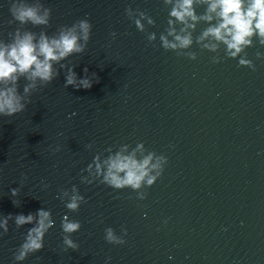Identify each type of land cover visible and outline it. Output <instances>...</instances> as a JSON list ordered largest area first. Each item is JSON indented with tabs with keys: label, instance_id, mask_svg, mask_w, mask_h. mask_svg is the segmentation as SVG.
<instances>
[{
	"label": "water",
	"instance_id": "1",
	"mask_svg": "<svg viewBox=\"0 0 264 264\" xmlns=\"http://www.w3.org/2000/svg\"><path fill=\"white\" fill-rule=\"evenodd\" d=\"M41 2L52 9L50 23L23 27L51 35L88 18V46L69 59L78 75L87 66L97 77L89 89L66 88L61 70L31 94L24 111L0 117V215L43 206L56 221L44 248L23 262H14L13 253L31 225L17 228L9 221L0 237V264H105L109 256L110 264H264V57H256L264 46L246 49L254 70L238 66L223 48L214 53L195 43L185 50L197 53L192 60L163 49L158 38L149 43L126 15L129 6L145 11L156 21L147 31L158 36L168 20L162 0ZM9 6L10 0H0L4 40L19 27L9 23ZM215 55L220 62H212ZM141 141L168 156L163 174L143 189L144 200L130 188L81 182L87 175L81 170L97 152L107 155L109 146ZM56 144L61 150L53 154L49 145ZM72 184L86 199L75 212L59 199ZM15 187L19 195L12 197ZM65 213L81 221L72 234L76 250L65 251L62 244ZM107 226L117 234L126 227L127 243L106 242Z\"/></svg>",
	"mask_w": 264,
	"mask_h": 264
},
{
	"label": "clouds",
	"instance_id": "2",
	"mask_svg": "<svg viewBox=\"0 0 264 264\" xmlns=\"http://www.w3.org/2000/svg\"><path fill=\"white\" fill-rule=\"evenodd\" d=\"M168 8L167 27L164 31H147V25H155L154 18L145 11L125 9L126 15L136 29L146 33L149 43L159 40L160 47L173 50L177 55H185L195 60L197 53L185 51L195 43L201 49L217 53L223 48L224 55L237 59L238 66L255 69L252 59L248 58L247 48L259 44L264 46V0H162ZM203 9L198 11V9ZM9 12L12 22H18L19 27L8 35L10 39H0V117H12L25 110L31 102V94L38 88L52 83L64 72V86L75 89H89L96 79L95 72L89 73L87 66L83 68V76L75 71L77 67L69 59L75 54L84 53L91 39L93 25L88 18H81L71 25H61L55 33L48 34L41 29L38 33L23 26H47L50 23L52 9L46 7L41 0H10ZM205 25L198 35L194 32L199 24ZM110 36L115 39L117 33L112 31ZM256 57H264V53L257 51ZM222 57H212L213 63H218ZM23 79V90L20 91V81ZM73 113L72 115H74ZM93 148V143L86 145ZM61 150V145H49L53 154ZM107 155L97 152L91 162L82 172V183L92 184L99 181L113 189L130 188L136 193L138 200H144L147 193L143 189L152 186L163 174L168 163V156L157 153L137 142L135 146L128 143L120 144L115 150L109 146L104 150ZM27 177L24 176V180ZM23 183V180L21 181ZM44 188L49 185L44 183ZM20 189L10 188L11 196L17 197ZM59 199L71 212L77 211L85 196L76 184L71 188L61 189ZM16 205L17 202L13 200ZM146 215V214H145ZM9 221H13L17 228L31 225L24 234L23 241L13 253L14 262H23L29 254L44 248L45 236L56 224L51 209L40 207L35 212L27 214L0 215V237L9 231ZM163 223L166 225L168 219ZM81 221L71 218L65 213L60 221L63 233L62 244L64 250H76L79 244L72 238V234L81 229ZM127 228L121 226L120 234L112 226L104 229V239L114 245L127 243ZM111 257H107L105 264H110ZM169 259L173 257L169 256Z\"/></svg>",
	"mask_w": 264,
	"mask_h": 264
}]
</instances>
